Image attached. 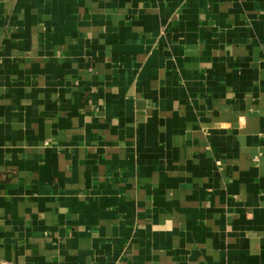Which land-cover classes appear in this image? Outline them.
Wrapping results in <instances>:
<instances>
[{
  "label": "crops",
  "instance_id": "obj_1",
  "mask_svg": "<svg viewBox=\"0 0 264 264\" xmlns=\"http://www.w3.org/2000/svg\"><path fill=\"white\" fill-rule=\"evenodd\" d=\"M0 264H264V0H0Z\"/></svg>",
  "mask_w": 264,
  "mask_h": 264
}]
</instances>
